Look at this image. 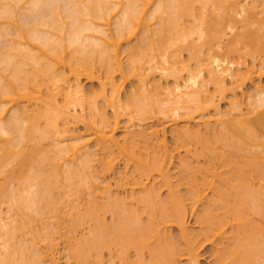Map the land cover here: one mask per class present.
Returning <instances> with one entry per match:
<instances>
[{"label":"bare ground","instance_id":"1","mask_svg":"<svg viewBox=\"0 0 264 264\" xmlns=\"http://www.w3.org/2000/svg\"><path fill=\"white\" fill-rule=\"evenodd\" d=\"M261 59L264 0H0V264H264Z\"/></svg>","mask_w":264,"mask_h":264},{"label":"rangeland","instance_id":"2","mask_svg":"<svg viewBox=\"0 0 264 264\" xmlns=\"http://www.w3.org/2000/svg\"><path fill=\"white\" fill-rule=\"evenodd\" d=\"M242 1V4H245V3H251V0H248V1H245V0H241ZM153 8H151L152 10ZM116 13V12H115ZM120 14H117L116 16L113 17L112 21H111V24L108 28L104 27V29H109V31L107 32V34H113L114 31H115V22L118 20ZM138 40V37L137 38H134L132 39L130 42H124L122 44V48H126L128 46H132L134 44H136ZM183 59L184 60H187V55L184 54L183 55ZM264 63V59H261L259 60V64L255 67V69H260L261 68V65ZM246 66H248L249 68H252V63L251 61L247 62ZM245 66H241L240 68H244ZM234 69V72L236 71L237 69V66H234L233 67ZM232 79L230 77H227V85L228 86H231L232 84ZM165 85V81H162ZM134 85L133 82H130L128 84H126L125 86V89L124 91L122 92V99H125L126 98V95L130 92V90L132 89L131 87ZM81 86L83 88V90L85 92H89V91H95L99 88V83L97 81H93V82H90V81H87L85 79H82L81 80ZM210 90H211V87H210ZM263 90V91H262ZM212 92V91H210ZM262 92V93H261ZM264 96V75L261 77V78H258L256 75L254 76V79L252 81H248L243 87L242 89H240V91L237 93V94H232V93H227L226 96L220 100V103H219V111L222 113V114H227L230 112L231 110V102L235 99L238 98V100L240 101V103L242 104V106L244 108H251V102L252 100H258L260 97H263ZM78 114H87V112H80L78 111ZM108 115L111 116L112 115V112L111 111H108ZM208 118H211V119H216L218 118L219 116L214 112H210V114L207 115ZM136 124V123H135ZM129 125V123L127 122L126 118H123L120 122V127H121V130H120V134L123 133V130H125V128ZM188 124L186 122H183L182 120H180L178 122V127H184V126H187ZM72 133L73 134H83V135H86L85 133V127H84V124H78V125H74L72 126ZM140 127L138 126V124H136V126L134 127V130H139ZM167 142H168V145H170L171 147L173 146V137H172V134L170 133V131L168 130L167 132ZM72 143L71 141H69L67 144H70ZM92 148V147H91ZM176 164H177V158L174 159V164L173 166L176 167ZM123 165L122 163L118 164L115 168V171L113 173H111L110 175H107L104 179L101 180L104 181V182H108V181H111V182H115L119 179V173L121 172V170H123ZM114 189V187H113ZM118 195H121V196H125L126 193H123V191H120ZM162 196L165 197L166 196V192L163 191L162 192ZM88 197V196H85V198ZM66 198L69 199V200H73L74 197L73 196H67L66 195ZM4 219H6V214L4 212V214L2 215ZM187 223H188V226L190 229L192 230H196L197 229V224L195 222V220L191 217V216H188L187 218ZM81 233L84 234L87 230L86 228H82L81 230ZM170 233L172 234V236L176 237L178 235V231L176 228H173L170 230ZM58 256L60 257V262L61 264H65V263H68L69 260L66 256L67 254V251L65 250V247H64V244H61L59 249H58ZM200 264H214V257H213V248L212 246L210 245H205L201 250H200ZM105 261H113L114 263L118 264L117 260L116 259H113L111 258V256L108 254V253H105Z\"/></svg>","mask_w":264,"mask_h":264}]
</instances>
